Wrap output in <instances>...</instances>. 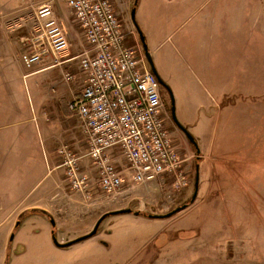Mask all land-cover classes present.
Returning <instances> with one entry per match:
<instances>
[{
  "label": "rangeland",
  "instance_id": "1",
  "mask_svg": "<svg viewBox=\"0 0 264 264\" xmlns=\"http://www.w3.org/2000/svg\"><path fill=\"white\" fill-rule=\"evenodd\" d=\"M112 1L124 26L134 30L143 49L131 17L136 8V22L145 36L155 67L171 88L176 117L200 148L197 152L187 136L174 128L169 112V130L182 157L186 158L184 170L188 184L176 189L174 179L166 175L144 184L131 186L126 183V189L115 200L97 190L95 198L85 201L94 203L92 208L99 204L100 210L96 213L95 209L80 207L78 198L69 194V188L67 207L61 211L53 209V215H34L26 212L29 209L22 211L31 199L13 203L12 207L19 205L10 216L0 213V230L2 220L6 230L15 222V227L21 228L16 237L25 242L26 248L22 250L14 242L12 247L4 249L0 235V264H6V256H9V264H264V248H252L251 237L254 213L259 216V227L264 230V177H260V189L255 190L251 186L254 169L249 164L258 159L260 174L264 176V0ZM208 77L219 82L228 77L232 82L223 85L228 95L218 105L203 108L208 116L217 112L219 117V154L210 149L211 136L205 138L201 146L196 137L201 124L194 125L199 119L197 94L204 100L211 90ZM25 81L36 83L39 77L21 78L20 87H24ZM40 81L36 92L53 98L56 92L52 86L43 83V77ZM165 98L168 108L171 105L169 95ZM236 100L240 104L235 105ZM61 103L56 101L58 106ZM51 123L58 145L65 143L73 147L70 139L75 135L64 134L53 116ZM41 137L46 139V134ZM45 139L41 138L40 143L35 138L29 150L15 151L13 169L9 167L11 157L7 159L8 152H5L0 160V182L2 179L10 182L0 188L11 189L18 180L20 184L15 187L14 195L19 191L20 196L33 187L38 181L33 175L38 174L40 165L52 164L53 155L48 153ZM76 146L80 149L78 144ZM56 155L60 157L57 152ZM119 161L125 163L121 157ZM83 164L95 183L90 160L86 159ZM211 177L217 179L213 185ZM47 179L37 184L35 190ZM213 188L218 190L221 200L210 198ZM195 191L197 196L191 202ZM41 192L39 197L44 196ZM13 201L9 193L0 192L1 212L5 211L6 202ZM36 204L45 203L40 200ZM46 204L50 203L46 201ZM185 204L186 208L168 217L135 214L139 211L163 215ZM80 208L86 212L79 214ZM128 208L131 213L108 215L95 236L67 247L56 246L45 232L53 218L57 224L52 226L57 231V240L67 242L89 233L103 214ZM209 217L222 225L210 230ZM220 232L222 248H214ZM259 244L264 246V242ZM208 253L214 255L212 260L208 259Z\"/></svg>",
  "mask_w": 264,
  "mask_h": 264
},
{
  "label": "built area",
  "instance_id": "2",
  "mask_svg": "<svg viewBox=\"0 0 264 264\" xmlns=\"http://www.w3.org/2000/svg\"><path fill=\"white\" fill-rule=\"evenodd\" d=\"M68 4L86 41L77 56L86 82L70 106L82 124L96 181L85 169L83 156L62 144L58 153L67 187L87 201L97 196V190L115 200L126 183L144 184L165 175L174 179L176 189L185 187L186 158L172 138L161 84L134 30L124 26L112 0H68ZM35 13L42 30L32 34L30 48L22 54L27 67L49 53L57 58L70 47L54 0L39 4ZM63 78L70 82L75 76L65 72Z\"/></svg>",
  "mask_w": 264,
  "mask_h": 264
},
{
  "label": "crops",
  "instance_id": "3",
  "mask_svg": "<svg viewBox=\"0 0 264 264\" xmlns=\"http://www.w3.org/2000/svg\"><path fill=\"white\" fill-rule=\"evenodd\" d=\"M45 1L46 0L0 1V160L5 152H8V154L6 153L7 159L11 157L9 167L12 169L15 168L13 162L16 160L17 156L13 155V153L19 149L29 150L35 138L41 143V138L45 139L41 137L44 134H46L47 151L53 155L52 164L49 163L47 166L41 164L37 171L38 174L33 175V178L35 177L38 181L29 191L22 192L20 196L18 191V194L15 196L14 192L17 190L15 187L20 184L18 180L15 187L11 186V189L0 188L2 190L0 192L9 193L14 199L12 203H5L4 212L0 210L2 216H10L16 211L19 204L12 207L13 203L18 201L24 202L28 199L31 200L29 204L24 206L22 211L36 208L45 210L53 215V209L61 211L63 207H67L69 190L65 180V172L61 166V158L56 155L61 145H58L57 140L53 137L51 126L52 116L62 126V132L64 134L68 133L71 136L75 135L74 139H70L73 145V147H71L80 151L79 154L83 156L82 162L84 163L86 159L90 160L87 156V144L85 141V134L82 130V124L77 113L70 106V102L81 95L86 82V76L80 69L79 58L77 57L84 47H86V41L82 35V31L73 21L68 0H54V10L68 36L70 42L69 49L57 58L50 53L46 54L42 61L34 64L32 67H27L22 61V54L30 48V37L32 34L40 33L42 30L35 11L37 6ZM27 68L30 69L27 70ZM203 70L206 72L205 69ZM65 72L73 74L75 79L70 82L65 81L63 78ZM30 76L39 77V81L36 83L32 81V84L25 81L26 84L24 83V87H20L19 80L25 77L29 78ZM42 77L44 78L43 83L47 82L52 86L51 89L56 92L53 98L51 96H40L43 92H36V89H39L41 85L40 79ZM228 77H224L225 80L222 82H219L214 77H208L209 86L211 88V90L209 89L208 91V95L203 100L199 98V93L197 94L198 105L196 111L199 113V119L194 125L201 124V129L196 137L199 138V142L203 147V140L211 136L210 149L217 154H219L218 149L221 147L219 144L221 138L217 131L219 129V117L217 116V112L215 115L208 116L207 113H204L203 108L213 104L218 105L222 99L228 95L227 90L223 88V85L232 83L229 81L230 78ZM57 100L62 102L60 106L56 104ZM236 104L240 103L236 100L235 105ZM210 127L212 129L209 132ZM52 139H54V142ZM77 144L80 149H76ZM262 152L264 153V146L262 147ZM249 164L251 165V169H254V180L251 182V186H253V188L255 187V190H259L262 184L260 177H264L260 174V161L258 159L255 161L252 160ZM46 177L48 179L35 190V186ZM209 180L212 185L217 181L214 177H211ZM9 182L8 180L6 183V181L2 179L0 185L6 186ZM40 192L44 195L43 197H39L41 196L38 195ZM69 194L78 198L77 200H79L81 204L80 207H86V209H91L93 207L92 204L94 203L89 204L85 202L87 200H85L82 195ZM218 196V190L216 188L211 189L210 198L213 201L216 198L217 200H221L220 196ZM61 199L64 201L63 203H61ZM70 199L72 198L70 197ZM253 199H255V197L252 194V200ZM40 200H43L45 204H36V202ZM46 201L50 204H46ZM72 206L75 207L74 205ZM94 206L95 207L92 209H95L94 212L96 213V211L100 210L98 208L99 204H95ZM210 206H212L211 208L214 207V205L211 204ZM83 211L85 210L80 208L79 212L81 213L79 214H82ZM34 215H38V213ZM251 218L252 248H264V246L261 247L259 244L264 242V230H261L259 227V216L254 213ZM1 222L2 229L0 230V235H2L1 240L3 239L4 249L12 247V244L16 242L19 248L25 250V242L16 237L21 228H16L14 222L13 226L6 230L3 226L5 222L3 220ZM208 223L211 226L210 230L218 225H222V223L219 222V224L215 223L212 217L208 220ZM13 231L15 234L11 238ZM38 231H40V229H38ZM45 232L48 234V238L53 241V228L51 224ZM221 235L222 233L220 232V237H216V243L213 244L214 248L218 246L222 248L221 242H223V235ZM210 236L214 235L210 234ZM208 255V259L212 260L211 256L214 255L212 253H208ZM195 256L201 257V254H195ZM214 262H218V260Z\"/></svg>",
  "mask_w": 264,
  "mask_h": 264
},
{
  "label": "water",
  "instance_id": "4",
  "mask_svg": "<svg viewBox=\"0 0 264 264\" xmlns=\"http://www.w3.org/2000/svg\"><path fill=\"white\" fill-rule=\"evenodd\" d=\"M137 1H138V0H137ZM137 1H136V3H137ZM131 17H132V20H133V22H134V24H135V26H136V28H137V30H138V32H139L140 40H141V43H142V45H143V49H144V53H145V57H146V59H147L149 65H150V67H151L153 73H154V74L156 75V77L158 78L160 84L163 85V86H165L166 88H168V90H169V92H170L171 100H172V117H173V119L175 120L176 123H178V124L181 126V128H183V130H184V131L186 132V134H187L188 139L191 141L192 144H194L196 151L199 152V151H200V148H199L198 144L196 143V140L194 139V136H193V135L187 130V128H185V127H184V126L178 121V119H177V117H176V114H175V103H174V97H173V94H172L171 88L165 83V81L163 80V78L161 77V75L159 74L158 70H157L156 67H155L154 61H153V59H152L151 53H150V51H149V49H148V46H147V43H146V40H145V36H144V34H143L141 28L139 27V25H138L137 22H136V18H135V17H136V8H133V10H132V12H131ZM196 189H197V188H196ZM196 196H197V191L194 192V194H193V196H192V198H191V202H193V201L195 200ZM186 207H187V204L182 205V206H180V207H177V208H175L174 210L170 211V212L167 213V214L156 215V216H153V214H152V215H149V217L152 218V217H168V216H172V215H174L175 213H177L178 211H180V210H182V209H184V208H186ZM129 212H130V213L132 212V210H131L130 208H128V209H124V210H114V211H111V212L105 213V214H103V215L97 220V222L95 223L93 229H92L89 233H87V234H85V235H82V236H79V237H77V238H75V239H73V240H69V241H67V242H59V241L57 240V238H56V235H53V241H54L55 245L58 246V247H67V246H70V245H72V244H74V243H77V242H80V241H82V240H85V239H88V238H90V237L95 236V235L97 234V230H98V228H99L101 222H102V221H103L108 215H114V214H120V213H129ZM140 213H141V212H139V211L135 212V214H137V215H141ZM50 221H51V223H52V226H56L55 223H54L53 218H50ZM16 225H17V223H16ZM17 226H18V225H17ZM14 234H15V232L13 231L12 234H11V238L14 236ZM20 249H22V248H20ZM22 250H23V249H22ZM6 259H7V256H6ZM6 259H5V260H6Z\"/></svg>",
  "mask_w": 264,
  "mask_h": 264
},
{
  "label": "flooded vegetation",
  "instance_id": "5",
  "mask_svg": "<svg viewBox=\"0 0 264 264\" xmlns=\"http://www.w3.org/2000/svg\"><path fill=\"white\" fill-rule=\"evenodd\" d=\"M142 46H143V45H142ZM161 92H162V97H163V99H165V100H163V101H166V98H165V97L169 95L171 105H170L168 108H166V109L168 110V112H170L171 117H172V100H171L170 92H169L168 89H167L165 86H163V85L161 86ZM167 103H168V101H167ZM164 105H165V102H164ZM171 117H170V118H171ZM172 120H173L174 128L179 129L181 132H183V133L187 136L186 132L183 130V128H181V126H180L178 123L175 122V120L173 119V117H172ZM187 138H188V137H187Z\"/></svg>",
  "mask_w": 264,
  "mask_h": 264
},
{
  "label": "trees",
  "instance_id": "6",
  "mask_svg": "<svg viewBox=\"0 0 264 264\" xmlns=\"http://www.w3.org/2000/svg\"><path fill=\"white\" fill-rule=\"evenodd\" d=\"M59 149V148H58ZM197 167H198V163H197ZM27 213H33V214H40V215H49L48 212H46L45 210H42V209H36V208H33V209H29L26 211ZM142 213V214H141ZM140 214L141 215H152L151 213L149 214H144L143 212H141ZM23 215V214H22ZM55 227V226H54ZM53 227V235H55V231L56 229ZM9 256H7V259L5 260V263L6 264H9Z\"/></svg>",
  "mask_w": 264,
  "mask_h": 264
}]
</instances>
